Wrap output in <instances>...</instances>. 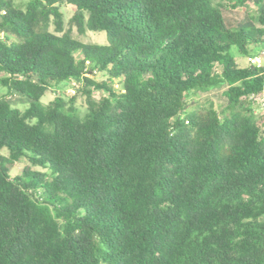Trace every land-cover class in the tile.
<instances>
[{"label": "trees", "instance_id": "16d2710c", "mask_svg": "<svg viewBox=\"0 0 264 264\" xmlns=\"http://www.w3.org/2000/svg\"><path fill=\"white\" fill-rule=\"evenodd\" d=\"M256 46L264 0H0V264H264Z\"/></svg>", "mask_w": 264, "mask_h": 264}, {"label": "rangeland", "instance_id": "374dc122", "mask_svg": "<svg viewBox=\"0 0 264 264\" xmlns=\"http://www.w3.org/2000/svg\"><path fill=\"white\" fill-rule=\"evenodd\" d=\"M14 3L19 6V7H23L25 2L27 0H13ZM60 11L62 12V16H63V30H66L67 28L70 29V34L73 38L85 42V43H96V44H105L106 43V36H105V32L104 31H90V30H86L84 33H78L76 30V27L74 25L69 26V19L71 18L73 11H74V7L72 5L69 4H62L60 5ZM241 15H246L247 13H251L252 12V8L246 9L245 11H247V13L245 14L244 11L240 10ZM225 18L227 20V22H229V15L227 11H223ZM50 30H53V25L50 26ZM259 46L255 47V50L258 51L259 50ZM232 54L234 55L236 62L238 64V66L240 67H245L248 65L245 56L240 54L236 48H232ZM71 84L73 83H67L66 85V95L70 96L71 94H73L71 87ZM224 87H218V88H213L210 89L206 92H196V93H192L189 96H187L186 98V102L188 104L187 110H192L195 109L197 107H201V106H206L209 104H212L216 109H221L224 107L225 105V101L223 99V95H222V91H223ZM4 89L0 88V92H3ZM100 94V92H96L95 96L98 97ZM54 96V93L52 91H48L42 98V101L44 103H47L48 101H50ZM76 104L78 106V108L83 111L84 110V101L83 98L81 97V95H78L76 98ZM16 107L20 108V109H24V107L26 106V103L24 102H17L15 104ZM252 108L254 111L255 116L260 117L262 115H264V108L259 107L258 105H256L255 103H252ZM262 130L264 131V121H263V125H262ZM1 154H6L5 150H1L0 151ZM23 168H29L31 170H42V168H38L36 166L31 165L27 159L25 158H21L20 160H18L17 162L14 163L12 170H11V175H15V174H19L22 172Z\"/></svg>", "mask_w": 264, "mask_h": 264}, {"label": "built area", "instance_id": "2783aa9c", "mask_svg": "<svg viewBox=\"0 0 264 264\" xmlns=\"http://www.w3.org/2000/svg\"><path fill=\"white\" fill-rule=\"evenodd\" d=\"M246 61L249 65L253 66H261L264 64V48H259L256 53L252 55H248L246 57ZM248 100H250L252 103H255L259 107L264 108V90L258 93H251L248 96Z\"/></svg>", "mask_w": 264, "mask_h": 264}]
</instances>
